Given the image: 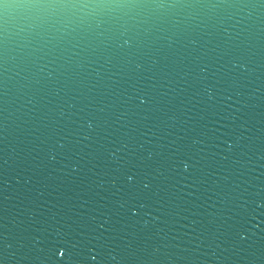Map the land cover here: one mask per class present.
Here are the masks:
<instances>
[{
  "label": "water",
  "instance_id": "95a60500",
  "mask_svg": "<svg viewBox=\"0 0 264 264\" xmlns=\"http://www.w3.org/2000/svg\"><path fill=\"white\" fill-rule=\"evenodd\" d=\"M0 264H264V0H0Z\"/></svg>",
  "mask_w": 264,
  "mask_h": 264
}]
</instances>
